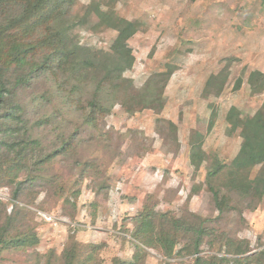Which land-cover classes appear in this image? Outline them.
Returning <instances> with one entry per match:
<instances>
[{
	"label": "rangeland",
	"instance_id": "374dc122",
	"mask_svg": "<svg viewBox=\"0 0 264 264\" xmlns=\"http://www.w3.org/2000/svg\"><path fill=\"white\" fill-rule=\"evenodd\" d=\"M74 1L61 15L46 5L26 16L37 45L27 62L39 67L9 72L21 119L13 125L36 144L17 159L1 152L0 225L10 215L2 238L31 234L37 242L1 244L0 264H64L77 243L95 245L98 264H193L197 256L231 258L228 245L237 244L246 255L264 253V183L254 182L264 165L231 166L242 141L235 124L264 103V82L249 80L264 74V3ZM9 6L12 17L29 7ZM99 12L136 24L126 41L130 68L113 69L121 62L117 30ZM50 34L68 50L61 68L50 56L55 46H41ZM215 161L224 167L207 179ZM153 211L144 245L133 235L135 218ZM189 225L205 229L200 254ZM165 235L174 243L169 258Z\"/></svg>",
	"mask_w": 264,
	"mask_h": 264
},
{
	"label": "trees",
	"instance_id": "16d2710c",
	"mask_svg": "<svg viewBox=\"0 0 264 264\" xmlns=\"http://www.w3.org/2000/svg\"><path fill=\"white\" fill-rule=\"evenodd\" d=\"M264 3V0H261ZM74 0H0V168L3 167L7 159L1 157V152H7L13 154L14 158L21 157L26 150L31 148V144L35 143L36 140L31 138H22L20 139L18 134L21 129L18 128V125H13L14 120L18 122L21 120L16 113L17 110H20V107L17 106V103H14V94L13 90L16 82L10 83L9 72L13 67H23L24 65H32L31 69L34 67H39L36 63L27 62L28 50L31 49V46L35 50L37 48L36 44L29 42L31 39V29L25 25L24 19L26 16L36 9L42 8V6L49 5V12L53 13L57 11L58 15L63 13L64 9H71L74 5ZM29 5L28 10L26 9L27 14L24 17H15L8 15L4 9L11 7L9 5H18L23 6ZM55 14V15H57ZM101 19H103L106 24L114 27L117 30V36L114 40L113 51L116 53L117 58H120L121 62L115 64V70L120 71L122 69H128L133 63V56L131 54L130 48L127 46L126 41L136 32V24L134 22L116 18L110 12H99ZM3 18V19H2ZM28 19V18H27ZM34 29L36 23L33 24ZM21 31L22 38H17L16 33ZM29 31V32H28ZM58 37V35H57ZM41 46H51L56 45L54 40V35H43ZM28 44H30L28 46ZM28 46V47H27ZM28 51V52H27ZM68 50L64 46H55L54 52L51 53V58L57 63L58 67L64 64L65 59L67 58ZM115 55V57H116ZM86 63H83L82 68L85 67ZM76 64L74 66V72ZM109 72V70H108ZM251 82L259 80L264 82V74L260 71H255L252 73V76L249 77ZM240 83V78L237 79L236 84ZM14 106V107H13ZM13 107V108H12ZM152 107V106H150ZM237 118V116H236ZM237 120V119H236ZM239 124L240 127V136L242 138L241 145L237 155L232 160L231 166L235 169H244L250 168L252 166L263 164L264 165V103L263 105L252 115L246 117L241 121V123H236L235 126ZM6 150V151H5ZM51 156V155H50ZM49 157V156H47ZM48 160V159H46ZM42 163V160L39 158L36 160V168ZM224 165L217 164V161L213 164L212 167L208 169L207 179L217 175ZM256 186L258 183H264V178L254 179ZM19 183H22L20 181ZM20 189L17 187L13 193L14 196H18ZM216 204H219L220 201H217V193L213 192ZM1 204V203H0ZM221 210V209H220ZM154 211L151 213H141L135 219L139 223L137 230L133 234L134 237L142 244H147L146 231H152V226L150 225V220L154 219ZM10 220V215H6V225H0V247L1 244H8L14 248H25L30 247L37 242L36 237L31 234L19 235L8 240L3 239V235L6 233V226ZM174 228H179V226H173ZM145 228V231H143ZM173 230V229H171ZM186 234H191L195 241L193 243V254H198L200 239L203 236L205 229L201 226H186L184 228ZM165 239L163 245V255L167 258L172 256V248L174 243L168 241V236ZM138 246V245H137ZM238 244L228 245L227 254H231L232 257L229 258L225 255L217 256L210 255L209 257L197 256L193 264H261V257H264V253H256L255 255H246L245 250H238ZM81 246L80 243L71 245L67 251L64 252V264H98L95 262V245ZM89 249V250H88ZM200 254V253H199ZM114 264H119L118 260H114Z\"/></svg>",
	"mask_w": 264,
	"mask_h": 264
}]
</instances>
